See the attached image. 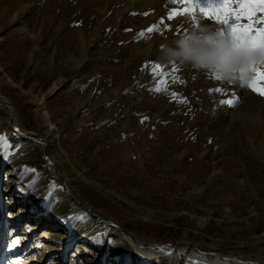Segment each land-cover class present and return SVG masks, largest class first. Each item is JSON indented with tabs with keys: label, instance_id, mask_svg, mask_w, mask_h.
<instances>
[{
	"label": "rangeland",
	"instance_id": "obj_1",
	"mask_svg": "<svg viewBox=\"0 0 264 264\" xmlns=\"http://www.w3.org/2000/svg\"><path fill=\"white\" fill-rule=\"evenodd\" d=\"M186 6L0 0V90L17 125L44 139L81 203L136 241L193 243L264 263V96L182 63L162 65L170 73L163 78L151 71L162 44L192 26L193 17L176 14ZM217 87L227 95L210 91ZM233 93L238 104L220 103ZM11 131L0 108V264L165 263L138 259L121 233L93 229L65 252L52 243V251L16 255L20 228L46 219L53 179L39 145ZM57 221L45 227L66 234L68 220Z\"/></svg>",
	"mask_w": 264,
	"mask_h": 264
},
{
	"label": "bare ground",
	"instance_id": "obj_2",
	"mask_svg": "<svg viewBox=\"0 0 264 264\" xmlns=\"http://www.w3.org/2000/svg\"><path fill=\"white\" fill-rule=\"evenodd\" d=\"M66 9H68V8H66ZM76 31L79 32L81 42L83 41V43H84L86 41V36L84 35V32L81 29H78ZM83 43H81L79 45V49L85 48ZM69 56H70V58H74L73 54H70ZM159 88H160V86H159ZM0 92H1V90H0ZM1 93H0V108L1 109L3 108V110L6 111L8 125L11 127V125L13 124L15 128H19V126L17 125V123L15 121V118H16L15 111H14V109H12L10 103L8 102V100H9L8 97L5 96L3 93L2 94L4 96H2ZM120 94H121V91H120ZM7 105H9V107H7ZM9 111H10V114H9ZM11 133L14 136V134L17 132L11 131ZM27 134L30 136H27L24 134H19L20 135V138H19L20 141H22V142L29 141L32 144H35L37 146L39 145L41 152L45 151V153L48 154L50 162H51V163H49L50 165H48V167H47V171H48L47 176H48V178L53 179V182L50 185L48 184L49 185L48 189L44 192V199L42 201L43 208L41 211L43 213V216L46 217V219H42V220L43 221L48 220L49 223H51L53 221V219H55V220H58L57 221L58 224H59V221L68 220L66 222V224L69 222L68 228H67L69 231L66 234L63 233L61 235L57 232H54V231L52 232V230H50L48 227H45L47 225V223L45 221L42 222V224L40 221V223H38L35 226H30V225L25 224L20 228V231H22L21 233L23 234V238L20 241L21 243L19 242V246L15 250V254L19 255L20 257L21 256L23 257V255H25V254H29V253L31 254V252L36 250L38 247H41V249H43L45 251H49V250L52 251V249H54V248H51V246H50L52 243H54V244L58 243L59 246L56 248L61 249V252H65L68 249L69 245L71 244V242L73 241L74 238L82 237V236H84V237L88 236V235H90V233H92L91 232L92 229L94 231L102 230L105 232H111L112 235H118L119 234L118 230L116 231L112 227H110V225H108L104 222L98 221L94 217V215H92L87 210H85V208L83 207L85 205L84 204L80 205L76 201L77 199L79 200V197L76 196V194L72 191V189L69 186H68L70 189L69 193H67L64 190V188L61 186V184H59V182L60 181L64 182L67 185H68V183H67L66 178H65V172L60 169V164H58L56 162L55 157L49 152V148L46 146V143H45V150H43V148L41 149V146H40V139L41 138L39 137L40 135H36L35 133L29 132V131L27 132ZM42 140L44 141L43 138H42ZM76 176L79 177L80 179H82L83 181H85L86 183H90V184L96 186L97 188L101 187L98 183H96L95 181H93L92 179L87 177L81 171H77ZM91 211L94 212L93 210H91ZM204 219L205 218L197 217L196 221L200 223V222H203ZM18 229H19V227H18ZM119 229H121V228L119 227ZM261 236L264 239V231L262 232ZM128 239L131 242L128 241L127 244L129 245L131 250L135 253L137 258L141 259V260L142 259L143 260H148V259L151 260L152 259L156 262L163 260L166 264H264V263H260L258 261H253V260H243L241 257H238V256H225L220 252H203V251H200L197 248H195L193 243H188L185 246L175 245V246L171 247V246H166L163 244H156L155 245V243L144 244L141 241L134 242L130 238H128ZM82 243H83V241H79L78 247H81L83 245ZM104 246H105V244H104ZM103 250L105 252L106 249L104 248ZM32 254H34V253H32ZM100 261L102 262L103 260L101 259Z\"/></svg>",
	"mask_w": 264,
	"mask_h": 264
},
{
	"label": "clouds",
	"instance_id": "obj_3",
	"mask_svg": "<svg viewBox=\"0 0 264 264\" xmlns=\"http://www.w3.org/2000/svg\"><path fill=\"white\" fill-rule=\"evenodd\" d=\"M185 33L165 42L155 55V62L167 65L174 62L190 65L203 72H214L224 81L234 76L246 80L254 76L253 69L264 64V42L257 37L254 45L234 48L227 34L221 36L220 26L199 11ZM151 55V49H148Z\"/></svg>",
	"mask_w": 264,
	"mask_h": 264
},
{
	"label": "snow or ice",
	"instance_id": "obj_4",
	"mask_svg": "<svg viewBox=\"0 0 264 264\" xmlns=\"http://www.w3.org/2000/svg\"><path fill=\"white\" fill-rule=\"evenodd\" d=\"M170 2H180L187 5L180 12H176V14L188 15L195 20V13L199 11L219 25V34L221 36L227 34L234 48L254 45L257 37H260L262 42H264V16H257V13H264V0H208L205 6H200L195 0H170ZM173 11L175 12V10ZM168 18L172 19L173 15L169 14ZM154 29L155 26L149 28L148 31L151 32ZM140 35H143V33ZM261 63L264 64V61ZM145 66L147 67V65ZM176 70V66L173 65L172 71L175 72ZM151 71L154 76L159 74L162 78L170 74L164 71L161 64L155 62L151 64ZM253 71L255 74L251 79L246 80L243 76H240L239 84L241 87H246L258 95L264 96V66L255 67ZM210 73L213 79L225 82L216 73ZM236 81L237 77L234 76L227 82L235 83ZM210 91L227 95L220 87L210 89ZM238 102V97L234 93L231 98L220 101V103L229 106L236 105Z\"/></svg>",
	"mask_w": 264,
	"mask_h": 264
},
{
	"label": "water",
	"instance_id": "obj_5",
	"mask_svg": "<svg viewBox=\"0 0 264 264\" xmlns=\"http://www.w3.org/2000/svg\"><path fill=\"white\" fill-rule=\"evenodd\" d=\"M7 107H9V105H7ZM9 114H10V111H9ZM10 128H11L13 131H15V132H17V133H19V134H24V135L30 136V135L27 134L28 131H27L26 129L22 128V127H21V128H20V127H19V128H15L14 125L12 124ZM26 131H27V132H26ZM39 137H40V136H39ZM40 138H41V139H40V146H41V149L43 148V150H45V142L42 140V137H40ZM42 154H43L44 162H45L47 165H50L49 163H51V162H50V159H49L48 154L45 153V151L42 152ZM59 184H61V186L64 188V190H65L67 193L70 192V189H69V187H68V185H67L66 183L60 181ZM76 201H77L80 205H83V204L81 203L80 200L77 199ZM83 207H84L85 210H87L89 213H91L92 215H94V217H95L98 221H100V222H104V223L110 225V227H112L114 230H116V231L118 230V231H119L118 233L123 234L125 238H126V236H127V237L130 238L132 241L136 242V239H134V238H133L128 232L123 231L122 228L119 229V226H118V225H116V224H114L113 222L108 221V220H105L104 218L98 216L96 213L92 212L89 208H87V207H85V206H83Z\"/></svg>",
	"mask_w": 264,
	"mask_h": 264
}]
</instances>
